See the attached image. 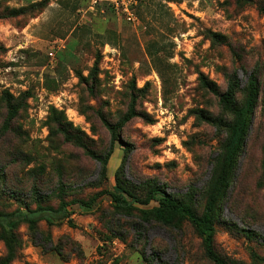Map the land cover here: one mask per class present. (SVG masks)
Listing matches in <instances>:
<instances>
[{
  "label": "rangeland",
  "instance_id": "1",
  "mask_svg": "<svg viewBox=\"0 0 264 264\" xmlns=\"http://www.w3.org/2000/svg\"><path fill=\"white\" fill-rule=\"evenodd\" d=\"M136 14L129 22L105 0H0V209L102 194L91 208L73 205L71 224L43 222L35 235L21 225L12 264H212L188 222L143 223L111 193L123 163L126 191L144 199L155 181L201 214L232 114L200 78L221 94L235 71L239 104L253 71L260 94L214 246L229 264L264 257V0H140ZM6 94L20 109L3 133ZM133 94L139 116L120 128L129 151L116 146L104 175L108 125ZM58 119L77 137L68 142Z\"/></svg>",
  "mask_w": 264,
  "mask_h": 264
},
{
  "label": "trees",
  "instance_id": "2",
  "mask_svg": "<svg viewBox=\"0 0 264 264\" xmlns=\"http://www.w3.org/2000/svg\"><path fill=\"white\" fill-rule=\"evenodd\" d=\"M241 69L248 73L243 68ZM247 77L248 81L243 92L244 100L242 104H239L237 100V95L240 92V80L236 71L229 78L227 90L221 94L212 82H208L204 77L200 78L202 86L210 92L219 95L222 108L232 114V120L226 126L227 137L222 147L223 153L220 158L221 160H219L220 163L215 168L205 206L201 214L193 208L189 200L170 194L166 190V185H159L155 181H146L144 183L143 188L146 190L144 199H141L132 192L126 191L122 186V181L119 180V170L121 169L122 171L121 166L123 163L114 176L115 186L111 196L117 209L121 211L137 210L141 214V221L143 223L149 225L156 224L162 228H178L183 222H188L202 240L205 256L212 264H229L215 250V225L219 205L224 201L230 190V184L241 154L243 153L247 137L251 131L252 119L258 105L260 94L258 74L256 71H253L247 74ZM6 99L8 101V115L6 124L3 126V133H7L11 129V125L20 109L19 105L13 104L9 94H6ZM136 101L137 98L133 94L129 113L124 116L121 123L108 125L111 134V150L101 160L104 175L108 171L107 167L115 152L116 146H119L126 153L129 151V149H126L128 147L127 144L120 136V128L133 118L139 116L135 110ZM213 124L219 126L222 122L219 123L216 120ZM58 125L61 133L68 142L73 140L74 137H77L73 135V125L66 122V120L62 121L58 119ZM91 153L89 152V154ZM92 156L98 159L94 154ZM61 193H63V190ZM101 195V193L97 194L88 202L78 199L66 201L62 196L56 208L38 203L35 208H16L12 211H3L0 209V240L6 249V255L0 260V264H12L17 259L19 249L17 230L21 225H26L33 235H35L37 234L38 226L43 222L48 226H58L65 221L71 224L73 205L78 204L82 207L91 208ZM151 205L154 206L151 207ZM252 264H264V257L255 255Z\"/></svg>",
  "mask_w": 264,
  "mask_h": 264
},
{
  "label": "built area",
  "instance_id": "3",
  "mask_svg": "<svg viewBox=\"0 0 264 264\" xmlns=\"http://www.w3.org/2000/svg\"><path fill=\"white\" fill-rule=\"evenodd\" d=\"M104 0H94V4ZM117 12L122 14L129 22L137 21L136 10L140 0H105Z\"/></svg>",
  "mask_w": 264,
  "mask_h": 264
}]
</instances>
